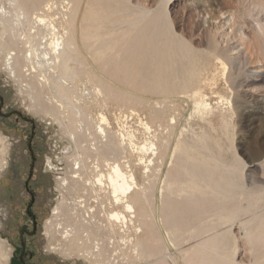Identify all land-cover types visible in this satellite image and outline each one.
I'll use <instances>...</instances> for the list:
<instances>
[{
    "label": "rangeland",
    "instance_id": "obj_1",
    "mask_svg": "<svg viewBox=\"0 0 264 264\" xmlns=\"http://www.w3.org/2000/svg\"><path fill=\"white\" fill-rule=\"evenodd\" d=\"M50 1L55 19L68 11V1L78 8L72 25L77 54L69 63L79 72L74 81L78 90L105 87L97 96L76 94L75 101L71 92L61 91L82 111L66 104L55 109L53 89H42L25 71L24 47L17 37L12 40L21 50L15 73L6 67L11 37L0 24V241L11 256L7 264H146L134 257L128 239L144 243L145 254H168L167 264H198L202 245L226 232L225 253L234 264H264V107L251 97L259 89L264 99V82L247 77L231 62L241 49L252 56L247 69L264 76V50L256 33L259 25L264 28V0ZM32 2L36 9V0ZM0 5L9 10L6 0ZM95 32L111 38L99 51L89 37ZM242 38L245 49L240 47ZM95 59L108 64L100 69ZM103 117L110 130L109 147L95 133ZM145 125L151 126L150 135ZM120 133L125 137L119 149ZM147 140L157 144L160 155L146 177L140 163L151 156L139 147ZM95 150L103 172L105 163L112 162L105 159L112 157L124 168L130 166L148 190L147 200L132 198L142 221L140 234L131 225L116 231L114 239L100 230V241L78 232L87 249L103 245L97 259L78 247L68 253L73 235L65 233L79 222L73 207L78 196H86L92 207L91 222L105 225L93 198L69 191L75 159L87 165L81 176L85 181L93 173ZM194 165L210 171L218 182L221 177L238 181L239 187L231 186L228 199L220 200L224 186L214 189L194 180ZM156 166H161L159 173ZM102 201L110 210L107 200ZM234 207L238 213L249 211L225 225L223 208Z\"/></svg>",
    "mask_w": 264,
    "mask_h": 264
},
{
    "label": "bare ground",
    "instance_id": "obj_2",
    "mask_svg": "<svg viewBox=\"0 0 264 264\" xmlns=\"http://www.w3.org/2000/svg\"><path fill=\"white\" fill-rule=\"evenodd\" d=\"M6 1L8 3L9 10L8 8L5 9L4 5H0V24L5 25L4 28L10 33L11 37L9 39L10 47L7 48V51L5 53L6 67L10 69V71L15 73L14 70L16 66V59L18 58L19 52H21L20 49L17 50V47L15 46L16 44L12 41L14 38L17 37V41H19V43L22 44L24 47L22 59L24 62L23 67L25 71L28 72L31 76L37 78V83L42 89L47 87H51L53 89L51 95L53 94L52 100H56H54L55 109L60 110L63 105L66 104L68 107H71V109H75L77 113H80L82 109L80 111L79 107L73 104L71 99L68 96L63 95L61 91H68L69 93L71 92L73 94L72 96L79 93L80 95L87 94L89 96L93 94L97 96L98 93H103L105 85H96L90 92H86V90H82V92H80L76 84L74 83L75 79L79 77V72L71 69L69 63L74 60L73 56L77 54V47L75 45V36L73 33L72 25L75 17L74 10H77L78 8H76L75 6L73 7V5H71L72 2L70 4V1H68V5H70L68 11L60 13V18L55 19L57 13H54L52 11L53 6H55V4L51 3L50 0H36V9L32 0H22V2L20 0ZM27 2L31 3L30 6L33 10V14L30 16L27 13ZM27 26H29V29L26 28ZM256 33L258 36V40L261 44L260 48L264 50V28L259 25L258 31ZM89 37L94 39V42L96 44V51H99L100 49L102 50L105 46L104 42H106L107 44L109 39L111 40V38L107 37L109 38L107 39L104 37V35H101L98 32H95ZM240 37H243V35H240ZM240 37L238 36V40ZM114 40L115 36H113V41ZM242 40V46L240 47H242V49H245V47L247 48V41L245 38H242ZM3 41L0 42V47H2ZM251 59L252 56H250L246 52L243 53L241 49H238V54L231 57V62L235 65V67H237V70L239 72L248 73L249 75H247V77H253L257 80L261 79V82H264V76L260 75L259 70H254L257 73L253 74L254 71L250 72L247 69V66L249 65V63H251ZM94 61H96L100 69L103 65L106 66L108 64V62H103V64L96 59ZM84 67L86 66L84 65ZM90 74L93 77V74ZM72 82L73 84L71 85ZM258 90H256L255 94H252L251 97H253V100H255L256 103H261V106L264 107V99L260 97ZM62 97H64V100H62ZM74 98L77 99V97L75 96L72 99ZM200 106L201 103H198L196 105V112L201 109ZM170 120L171 122H173L175 119L171 118ZM78 121H80V119H78ZM107 125V120L104 117L101 118V122L96 123L95 133L100 138L99 143L103 147H109L108 140L110 138V130L108 129ZM78 129L81 132L84 130L81 126ZM86 129L87 131L89 130L88 128ZM145 130L149 135L152 132V128L149 125H145ZM70 137L75 142L77 141L75 131L72 130L70 132ZM124 137L125 135L122 133L118 135L117 144L119 149L120 146L124 144ZM139 151L145 155L151 156L150 159H143L140 163L141 169L143 170V174L147 177V174L151 171L152 167L154 166V159L160 155V149L153 140H147L142 146L139 147ZM95 152L97 156L95 158L96 163L92 167L93 173L87 176L85 181L82 180L81 176L82 172L87 168V165H85L82 158L78 157L75 159L73 168L74 172L71 177V181L73 182V184L71 186V189L68 190L71 193L76 194H78L79 192H84L88 194L89 199L93 198L101 208V212L105 215V221H103L105 225H103L102 223L91 222V220H93L94 218V215H90L89 213L93 209L91 206L88 205L86 196H78L77 199L73 200V207L79 212L78 214H76V217L79 218V222L74 224L71 230L65 231L66 235H73V238L71 239V242L68 245V253L72 250L73 247H78L84 249L83 252L94 258L96 256L102 255V252L104 250L103 245L101 243H96L94 246H92L91 250L87 249V243L83 241L82 237L78 234V232H87L95 240L100 241L101 239H98L100 236V230L105 229V231L110 235V238L114 239L116 231H119L124 228L127 230L131 225L133 226V228H135V234H140L142 232V221H140V214H138L136 209V202L133 201L132 198L133 196L137 195L139 199L145 201L147 200L148 193L147 187L138 183L134 171L130 169V166H127V169L124 168L122 165H120L117 159H114L112 157L107 160L105 159V162H108V160L112 162L105 163L107 171L103 172L99 164V159H97L100 153L97 150H95ZM101 154L102 157L103 155H105V153ZM176 155L177 151H174L172 154V158ZM161 161L162 160H160L159 163ZM155 168L157 170V173L161 171V166H156ZM186 170L187 169L184 168V171ZM205 171L208 170H203L202 168L194 165L192 167V178L197 182L205 183V185L211 186L214 189H220V187L224 186L225 190L223 191V194L219 193V196L221 197L220 200L228 199V197H226L229 193L227 190L231 186L239 187L238 181L236 183V181L234 180H229L228 177H221L220 181L218 182L213 179V176H210L212 174L210 171L208 173H205ZM165 179V187L169 191L171 185L169 177L166 176ZM62 181L64 184L68 183V179L66 178ZM178 190L182 192L185 189L183 186H181ZM165 191L166 190L163 191L162 195L165 193ZM105 192H108L110 194V198H104L103 193ZM102 199L107 200L108 205L111 208L110 210H106V207L104 206L105 201H102ZM119 208H121L122 211H119ZM238 211L239 208L237 207H234L233 209L223 208L222 215L220 216L221 219L224 221V224L226 225L231 221L240 218L244 213L249 211V208L244 210L242 213H238ZM92 229L95 232H92ZM251 231L252 228H249L247 232L250 241L253 239V234ZM228 233L229 232H226L222 235L214 236L210 238L208 243L202 245L203 248L201 252L204 253V256L198 264H234L233 261L225 253L226 247L224 241L225 236ZM120 240H126V238ZM128 243L132 246L134 257L139 260L142 258L145 259L146 264H167V262L169 263V260H171L168 254H163L160 256L159 253H157V256H154V254H145L146 246L138 239L136 241L128 239ZM91 245L92 244H90V246ZM156 247L159 248V244H157ZM10 257V253L4 248L2 242L0 241V264H7L9 262ZM97 261L95 264H100ZM101 262L104 263L103 261ZM109 262H111V260H109Z\"/></svg>",
    "mask_w": 264,
    "mask_h": 264
}]
</instances>
